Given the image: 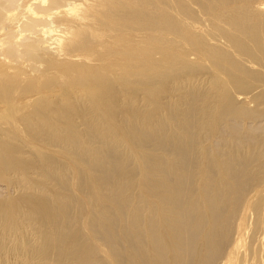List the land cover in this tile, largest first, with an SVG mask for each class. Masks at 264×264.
<instances>
[{"label":"bare ground","instance_id":"obj_1","mask_svg":"<svg viewBox=\"0 0 264 264\" xmlns=\"http://www.w3.org/2000/svg\"><path fill=\"white\" fill-rule=\"evenodd\" d=\"M0 186V264H264V0H0Z\"/></svg>","mask_w":264,"mask_h":264},{"label":"rangeland","instance_id":"obj_2","mask_svg":"<svg viewBox=\"0 0 264 264\" xmlns=\"http://www.w3.org/2000/svg\"><path fill=\"white\" fill-rule=\"evenodd\" d=\"M73 181H74V180H73ZM53 184H54V183H53ZM74 186H75V185H74ZM51 187L53 188V186H51V185L48 184V189H50V190H55L54 188L52 189ZM0 188H1V186H0ZM39 191H41V189L38 188V186H36V193L38 194ZM55 191H56V190H55ZM72 191H73V190H72ZM74 193H75V195H74ZM77 194H79V192L76 191V189L74 190V192H71V195H72L73 198H74V197H77ZM14 195L17 196V194H13L12 196H14ZM79 196H80V194H79ZM78 199H81V200L84 199L83 201H87V200H85V199H87L85 195H83L82 198H78Z\"/></svg>","mask_w":264,"mask_h":264}]
</instances>
